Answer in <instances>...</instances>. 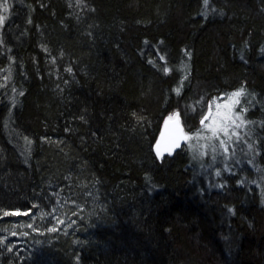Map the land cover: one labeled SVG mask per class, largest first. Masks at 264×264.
Segmentation results:
<instances>
[{"label":"trees","instance_id":"trees-1","mask_svg":"<svg viewBox=\"0 0 264 264\" xmlns=\"http://www.w3.org/2000/svg\"><path fill=\"white\" fill-rule=\"evenodd\" d=\"M231 91L228 172L156 147ZM0 264H264V0H0Z\"/></svg>","mask_w":264,"mask_h":264},{"label":"rangeland","instance_id":"rangeland-1","mask_svg":"<svg viewBox=\"0 0 264 264\" xmlns=\"http://www.w3.org/2000/svg\"><path fill=\"white\" fill-rule=\"evenodd\" d=\"M183 80L181 77L180 81ZM239 100L240 92L231 91L216 95L204 104L201 101L203 112L193 128L184 123L181 115L182 111L186 113L187 109L177 107L168 112L163 119L164 122L177 120L181 130V139L176 148L184 149L194 164H205L208 167L219 165L222 167V173L228 172L223 163L231 156L229 146L246 134L244 129H247L248 123L245 108ZM241 141L245 150L247 146L243 139ZM215 173L217 175L218 172Z\"/></svg>","mask_w":264,"mask_h":264},{"label":"water","instance_id":"water-1","mask_svg":"<svg viewBox=\"0 0 264 264\" xmlns=\"http://www.w3.org/2000/svg\"><path fill=\"white\" fill-rule=\"evenodd\" d=\"M159 139L160 142H157L156 147L160 146L163 153L176 149L181 139V130L177 120H169L164 123Z\"/></svg>","mask_w":264,"mask_h":264}]
</instances>
